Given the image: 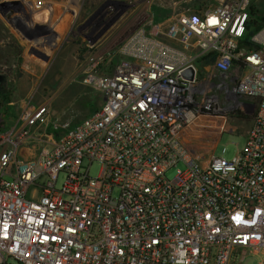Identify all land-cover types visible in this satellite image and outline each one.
Segmentation results:
<instances>
[{
	"label": "built area",
	"instance_id": "1",
	"mask_svg": "<svg viewBox=\"0 0 264 264\" xmlns=\"http://www.w3.org/2000/svg\"><path fill=\"white\" fill-rule=\"evenodd\" d=\"M159 18L142 9L91 44L99 110L55 135L52 102L25 103L0 134V264H264V25L244 45L249 0ZM245 99L244 149L203 165L183 132Z\"/></svg>",
	"mask_w": 264,
	"mask_h": 264
},
{
	"label": "rangeland",
	"instance_id": "2",
	"mask_svg": "<svg viewBox=\"0 0 264 264\" xmlns=\"http://www.w3.org/2000/svg\"><path fill=\"white\" fill-rule=\"evenodd\" d=\"M224 1L227 0H0V86L7 93L1 109L9 110L16 123L23 104L50 100L55 116L48 130L54 129L58 133L55 135H60L103 104V96L83 84L79 71L86 64L92 43L117 31L142 9L164 18ZM249 1L264 18V0ZM225 104L228 105L221 101L216 108L224 110ZM257 112L255 104L249 110L240 107L200 116L183 132V140L203 165L212 156L231 160L244 149L247 124L253 126ZM244 117L250 119L248 123L241 122L243 127L235 129L233 121ZM224 124L225 129L221 128ZM85 165L88 167V162ZM101 168L99 163H93L89 176L99 177ZM185 169L179 163L166 172V178L172 180ZM64 181L65 175L61 174L58 186ZM257 263V258L248 257L244 264ZM8 264L19 263L10 259Z\"/></svg>",
	"mask_w": 264,
	"mask_h": 264
},
{
	"label": "trees",
	"instance_id": "3",
	"mask_svg": "<svg viewBox=\"0 0 264 264\" xmlns=\"http://www.w3.org/2000/svg\"><path fill=\"white\" fill-rule=\"evenodd\" d=\"M160 18L158 17V20ZM264 25V18L260 16V11L254 7V5H250V20L247 27V34L244 40V45L254 47L250 42L251 37L254 33L260 29V27ZM6 90H4V86H0V134L9 130L15 123L14 119L11 117L9 110L1 109L4 101L7 99Z\"/></svg>",
	"mask_w": 264,
	"mask_h": 264
},
{
	"label": "crops",
	"instance_id": "4",
	"mask_svg": "<svg viewBox=\"0 0 264 264\" xmlns=\"http://www.w3.org/2000/svg\"><path fill=\"white\" fill-rule=\"evenodd\" d=\"M79 71H80V73H81V75L83 76V67L81 68V69H79ZM99 93V92H98ZM99 94H101V93H99ZM102 95V94H101ZM103 96V95H102ZM103 102H104V99H103ZM250 102H252L251 100H249V99H245L244 100V104L241 106V109H251V105H250ZM103 105V104H102ZM101 105V106H102ZM52 108H53V104H52ZM101 108V107H100ZM99 108V109H100ZM99 109H96V110H92L86 117H88V116H90L91 114H93L94 112H96L97 110H99ZM53 116H55V111H52V118H53ZM85 117V118H86ZM52 120V119H51ZM250 119L248 118V117H244V118H238V119H236V120H234L233 121V124H232V126L233 127H235V129H238V128H242L243 127V125H242V123L241 122H247V121H249ZM81 122V121H80ZM77 123H79V122H77ZM248 123V122H247ZM50 124H53V123H51L50 122ZM248 126H247V128H246V133H247V138H248V135H249V133H250V131H251V129H252V127H251V124H247ZM53 126V125H52ZM226 126L227 125H223L221 128H223V129H225L226 128ZM55 127V126H54ZM68 127H72V125L71 126H68ZM67 127V128H68ZM53 129V128H52ZM230 130V129H229ZM53 132H55V133H57L56 131H54V129H53ZM58 134V133H57ZM62 134V133H61Z\"/></svg>",
	"mask_w": 264,
	"mask_h": 264
},
{
	"label": "water",
	"instance_id": "5",
	"mask_svg": "<svg viewBox=\"0 0 264 264\" xmlns=\"http://www.w3.org/2000/svg\"><path fill=\"white\" fill-rule=\"evenodd\" d=\"M184 77L188 78V79H193L194 77V71L193 69H188L183 73Z\"/></svg>",
	"mask_w": 264,
	"mask_h": 264
}]
</instances>
